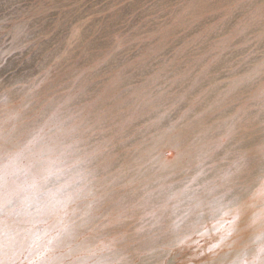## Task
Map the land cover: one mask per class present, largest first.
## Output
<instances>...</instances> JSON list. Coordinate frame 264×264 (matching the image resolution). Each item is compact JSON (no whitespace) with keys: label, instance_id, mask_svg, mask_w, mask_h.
<instances>
[{"label":"rangeland","instance_id":"1","mask_svg":"<svg viewBox=\"0 0 264 264\" xmlns=\"http://www.w3.org/2000/svg\"><path fill=\"white\" fill-rule=\"evenodd\" d=\"M263 167L264 0H0V264H264Z\"/></svg>","mask_w":264,"mask_h":264},{"label":"clouds","instance_id":"2","mask_svg":"<svg viewBox=\"0 0 264 264\" xmlns=\"http://www.w3.org/2000/svg\"><path fill=\"white\" fill-rule=\"evenodd\" d=\"M13 173L25 177L17 184L16 190L12 194L17 200L15 212L18 216L25 217L28 222H34L44 216L57 213L64 203L60 198L59 190L44 189L41 180L28 179L26 170L15 161H13ZM42 179L46 181L47 177ZM8 203H12L11 198Z\"/></svg>","mask_w":264,"mask_h":264},{"label":"bare ground","instance_id":"3","mask_svg":"<svg viewBox=\"0 0 264 264\" xmlns=\"http://www.w3.org/2000/svg\"><path fill=\"white\" fill-rule=\"evenodd\" d=\"M243 49V48H242ZM218 84V83H217ZM216 86V85H215ZM213 89V88H212ZM262 112V111H261ZM262 114V113H261ZM259 116V115H258ZM257 120V119H256ZM161 136V135H160ZM249 146V145H248ZM257 158V157H256ZM264 168V167H263ZM241 252H233V254H230V253H228V255L226 254V255H222V258H221V260H222V262L224 263V264H226V260H228V259H234L236 262H237V258H238V255L240 254ZM236 254H237V256H236ZM239 260V259H238ZM218 263V262H217ZM143 264V263H142ZM213 264H216V263H213ZM220 264V263H219Z\"/></svg>","mask_w":264,"mask_h":264}]
</instances>
